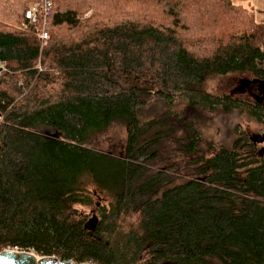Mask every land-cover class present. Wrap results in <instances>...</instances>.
I'll return each mask as SVG.
<instances>
[{
	"label": "trees",
	"instance_id": "obj_1",
	"mask_svg": "<svg viewBox=\"0 0 264 264\" xmlns=\"http://www.w3.org/2000/svg\"><path fill=\"white\" fill-rule=\"evenodd\" d=\"M26 8L0 0V252L264 264V152L239 126L230 147L202 130L220 116L264 125L263 102L207 89L264 81V23L232 0H54L40 41L4 24ZM115 122L123 156L86 146Z\"/></svg>",
	"mask_w": 264,
	"mask_h": 264
},
{
	"label": "rangeland",
	"instance_id": "obj_2",
	"mask_svg": "<svg viewBox=\"0 0 264 264\" xmlns=\"http://www.w3.org/2000/svg\"><path fill=\"white\" fill-rule=\"evenodd\" d=\"M233 2L241 3L247 5L249 13L253 16L254 20L258 23H264V0H232ZM28 0H26L27 5ZM92 12L89 11L82 18L84 21ZM9 27L17 29L20 24L12 25L9 23H4ZM264 68V59L261 64ZM38 72L44 71L43 67L39 65L37 67ZM252 75L249 74H235L227 75L224 77H214L210 80L208 84V91L215 95H233L235 97L245 98L240 95L234 94L237 89H239L243 84H246ZM247 99V98H245ZM155 106L147 107L142 113L145 119H149L158 113ZM144 120H142L143 122ZM239 126L241 132L247 136L254 138L259 144V150L264 152V125L258 124L255 120L245 116L242 119L235 117H215L207 120L203 125V136L205 139L212 141L217 145H224L226 147L231 146V142L234 138V129ZM43 136L59 137V133L52 130L51 128H40L37 130ZM126 140L125 127L119 123L115 122L110 125L104 132L95 134L91 136L89 141L86 142L88 148L111 154L114 156H123V150ZM88 189L91 192H95V188L89 186ZM96 193V192H95ZM100 203V199L98 201ZM106 202V201H104ZM99 205V204H98ZM90 217L89 219H91ZM88 219V220H89Z\"/></svg>",
	"mask_w": 264,
	"mask_h": 264
},
{
	"label": "built area",
	"instance_id": "obj_3",
	"mask_svg": "<svg viewBox=\"0 0 264 264\" xmlns=\"http://www.w3.org/2000/svg\"><path fill=\"white\" fill-rule=\"evenodd\" d=\"M53 3L54 0H28L27 8L24 13V21L19 25L18 29L25 32L31 29V31L40 41L47 40L48 19ZM5 70V63H0V75Z\"/></svg>",
	"mask_w": 264,
	"mask_h": 264
},
{
	"label": "water",
	"instance_id": "obj_4",
	"mask_svg": "<svg viewBox=\"0 0 264 264\" xmlns=\"http://www.w3.org/2000/svg\"><path fill=\"white\" fill-rule=\"evenodd\" d=\"M95 224L96 222L94 221L93 218H91L87 221L84 228L92 231ZM0 264H77V263H75L72 260L63 261L56 257H41L32 251L3 250L0 252ZM80 264H95V263L85 262Z\"/></svg>",
	"mask_w": 264,
	"mask_h": 264
},
{
	"label": "flooded vegetation",
	"instance_id": "obj_5",
	"mask_svg": "<svg viewBox=\"0 0 264 264\" xmlns=\"http://www.w3.org/2000/svg\"><path fill=\"white\" fill-rule=\"evenodd\" d=\"M234 94L243 96L251 102L264 103V81L252 77L246 84L237 89Z\"/></svg>",
	"mask_w": 264,
	"mask_h": 264
},
{
	"label": "crops",
	"instance_id": "obj_6",
	"mask_svg": "<svg viewBox=\"0 0 264 264\" xmlns=\"http://www.w3.org/2000/svg\"><path fill=\"white\" fill-rule=\"evenodd\" d=\"M234 3L240 5V6L246 8V9L248 10L247 5H245V4L243 5V4H241V3H237V2H234Z\"/></svg>",
	"mask_w": 264,
	"mask_h": 264
}]
</instances>
